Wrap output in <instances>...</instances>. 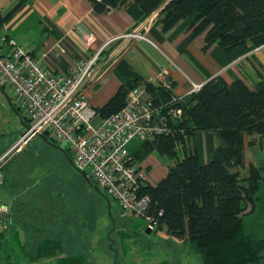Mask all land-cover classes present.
Instances as JSON below:
<instances>
[{
    "label": "crops",
    "instance_id": "0c3cea01",
    "mask_svg": "<svg viewBox=\"0 0 264 264\" xmlns=\"http://www.w3.org/2000/svg\"><path fill=\"white\" fill-rule=\"evenodd\" d=\"M0 11L5 17L0 27L5 34L2 38L7 37L29 51L44 68L64 73L79 58H94L112 38L143 26L148 41H136L126 48L124 42L117 41L103 51L96 66L97 75L85 89L86 99L94 109L105 106L122 85L138 79L158 84L169 77L176 84L174 94L180 103L191 104L193 84L203 86L221 76L229 83L244 80L255 89L260 74L264 76V46L250 52L240 48L226 52L214 46L205 52V33L191 38L193 16L164 33L159 17L153 13L146 16L135 0L106 13L96 12L90 0H0ZM10 51L5 49L6 53ZM101 119L98 118V124ZM22 120L28 126L27 120ZM36 138L13 155H27V147ZM244 144L242 178L248 177L244 175L251 166L257 169L261 164L264 166V138L245 135ZM218 145L224 143L215 132H197L187 140L183 154H196L201 164H208L214 159ZM57 149L64 158L70 159L66 150ZM127 149L134 164L145 174L147 185H158L175 162L161 155L153 139L144 136L135 137ZM53 158L58 159L56 154ZM8 160L3 167L2 186L6 190L0 202L8 204L11 213L7 227L0 226V234L12 230L38 234L43 239L56 238L55 245L49 246L60 255L54 264H93L86 253L85 256L80 253L83 244L85 247L90 244V237L84 234L92 231V223L81 222L78 217L79 214L82 218L88 216L86 210L81 211L74 203L72 208L68 205L74 195L52 176L45 180L34 177L26 165L15 173H7ZM94 188L101 192L98 187ZM57 191L58 199L55 198ZM111 209L109 206L110 212ZM61 237L66 243L60 241Z\"/></svg>",
    "mask_w": 264,
    "mask_h": 264
},
{
    "label": "trees",
    "instance_id": "16d2710c",
    "mask_svg": "<svg viewBox=\"0 0 264 264\" xmlns=\"http://www.w3.org/2000/svg\"><path fill=\"white\" fill-rule=\"evenodd\" d=\"M90 1L96 12L106 13L130 0ZM135 2L146 16L159 11L158 23L164 33L193 16L191 38L205 33V52L214 46L226 52L237 48L250 52L264 46V0ZM4 22L0 11V27ZM138 86L146 89L152 107L169 116L173 133L155 135L153 143L174 164L158 185L144 188L150 197L149 216L159 222L157 231L165 229L171 236L185 238L202 264H264V241L247 234L244 223L248 206L249 214L254 213L261 200L264 169L251 166L246 178L240 173L245 167L244 136L264 138V76L260 74L255 89L244 80L229 83L221 76L208 80L193 94L191 104L169 108L183 110L178 120H172L165 110L177 97L175 82L169 77L159 84L138 79L122 85L105 106L96 110L98 116L105 119L120 111L129 92ZM197 132H215L224 143L217 146L208 164H201L196 154L182 156L187 140ZM106 199L111 200L107 195Z\"/></svg>",
    "mask_w": 264,
    "mask_h": 264
},
{
    "label": "built area",
    "instance_id": "2783aa9c",
    "mask_svg": "<svg viewBox=\"0 0 264 264\" xmlns=\"http://www.w3.org/2000/svg\"><path fill=\"white\" fill-rule=\"evenodd\" d=\"M158 13L153 15L158 17ZM135 31L112 38L92 59L79 58L66 73L44 68L29 51L4 37L0 51V86L13 91V100L18 110L23 111L29 127L10 153L20 151L41 136L69 144L77 171L93 181L123 212L144 219L146 230L153 233L159 222L149 216L150 197L144 193L146 176L134 164L127 146L137 136L154 139L155 135L171 134L170 118L162 114L161 109L152 107L150 95L144 87L138 86L129 92L120 111L94 125L93 120L99 117L97 109L89 105L85 96V89L95 79L96 66L107 47L122 39L148 41L145 31ZM8 48L11 51L6 53ZM200 89L195 85L191 94ZM178 104L176 97L165 109L169 110L172 120L182 117V109H169ZM181 149L180 146L178 150ZM10 153L0 158V186ZM10 213V206L0 202L3 228L7 227Z\"/></svg>",
    "mask_w": 264,
    "mask_h": 264
},
{
    "label": "rangeland",
    "instance_id": "374dc122",
    "mask_svg": "<svg viewBox=\"0 0 264 264\" xmlns=\"http://www.w3.org/2000/svg\"><path fill=\"white\" fill-rule=\"evenodd\" d=\"M139 27L136 29L142 30L141 33H143V26ZM4 35L3 29L0 28V51L3 49ZM118 41L124 42L126 48L136 41L147 40ZM195 85L197 84H193L192 89ZM22 118L23 111L18 110L13 100V91L8 87L0 88V158L10 153L26 132ZM98 118L93 120L94 125L98 124ZM56 147L66 150L70 159L64 158ZM14 152H11L10 159H7L9 163L5 169L7 173L9 171L15 173L26 165L27 168H31L34 177L45 180L52 176L58 179L59 183L61 182L60 184L71 192V195H74L71 204L68 202L70 208L74 203L81 211L82 209L87 211L88 216L82 218L79 214L78 217L81 218V222L92 223V231L87 229V234H84L87 238L90 237L88 241L90 244L87 243L86 247L83 244L80 253L84 256L86 253L93 264H202L201 257L193 253L190 244L185 242V238H176L165 230L148 234L144 219L123 212L112 199L110 212L107 199H103L105 194L103 196V193L87 182L71 163L73 151L69 144L53 143L49 139L39 137L27 147V155H13ZM55 154L57 160L53 158ZM261 165L258 168L264 169ZM244 176H250V172H246ZM5 190L6 187H0V199ZM56 194L58 191L55 192V198L58 199ZM260 197L261 200L254 213L249 214L251 206H248L244 213V223L247 234L264 241V185L261 188ZM44 239L38 234L13 233L12 230L1 233L0 264H54V260L59 259L60 255L55 254L57 250L49 246L55 245L56 238ZM60 241L66 243L62 237ZM84 256L82 257L85 259ZM262 257L264 258V252Z\"/></svg>",
    "mask_w": 264,
    "mask_h": 264
},
{
    "label": "water",
    "instance_id": "95a60500",
    "mask_svg": "<svg viewBox=\"0 0 264 264\" xmlns=\"http://www.w3.org/2000/svg\"><path fill=\"white\" fill-rule=\"evenodd\" d=\"M0 88L3 89L1 86H0ZM10 104H11V102H10ZM11 106H12V105H11ZM19 115H20V114H19ZM25 128H26V132H27V130L29 129V127L26 126ZM26 132H25V133H26ZM25 133H24V134H25ZM24 134H23V135H24ZM23 135H22V136H23ZM22 136H21V137H22ZM41 138H44V137L41 136ZM81 175L86 179V181H88L89 183L91 182V180H90L89 178H87L84 174H81ZM108 203H109V206H111L109 200H108ZM146 232H147L148 234H151V231H150V230H146Z\"/></svg>",
    "mask_w": 264,
    "mask_h": 264
}]
</instances>
